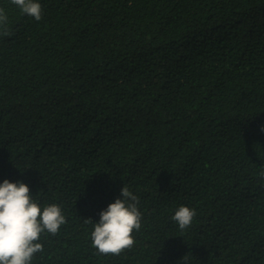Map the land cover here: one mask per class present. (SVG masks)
Instances as JSON below:
<instances>
[{"label": "trees", "instance_id": "obj_1", "mask_svg": "<svg viewBox=\"0 0 264 264\" xmlns=\"http://www.w3.org/2000/svg\"><path fill=\"white\" fill-rule=\"evenodd\" d=\"M37 2L0 0V183L66 219L31 264H264V0ZM123 185L141 228L102 255Z\"/></svg>", "mask_w": 264, "mask_h": 264}, {"label": "clouds", "instance_id": "obj_2", "mask_svg": "<svg viewBox=\"0 0 264 264\" xmlns=\"http://www.w3.org/2000/svg\"><path fill=\"white\" fill-rule=\"evenodd\" d=\"M11 3L22 14L41 20V5L37 0H11ZM7 20L5 10L0 9V28L7 25ZM261 131L264 132V127ZM260 175L264 177V171ZM138 201V196L123 185L119 198L99 213L91 243L100 254L119 255L134 246L133 232L140 230L142 218ZM195 216V210L180 206L171 219L180 230H185ZM65 223L60 206L51 204L41 208L25 183L3 180L0 183V264H31L34 254L43 250L37 242L41 234L47 231L55 235Z\"/></svg>", "mask_w": 264, "mask_h": 264}]
</instances>
